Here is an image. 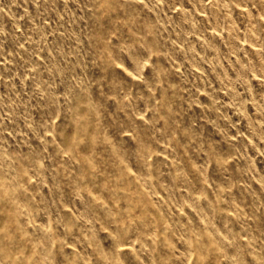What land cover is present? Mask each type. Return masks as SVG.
I'll return each mask as SVG.
<instances>
[{
  "label": "rangeland",
  "instance_id": "1",
  "mask_svg": "<svg viewBox=\"0 0 264 264\" xmlns=\"http://www.w3.org/2000/svg\"><path fill=\"white\" fill-rule=\"evenodd\" d=\"M0 264H264V0H0Z\"/></svg>",
  "mask_w": 264,
  "mask_h": 264
}]
</instances>
